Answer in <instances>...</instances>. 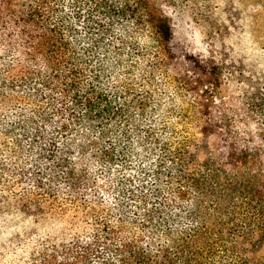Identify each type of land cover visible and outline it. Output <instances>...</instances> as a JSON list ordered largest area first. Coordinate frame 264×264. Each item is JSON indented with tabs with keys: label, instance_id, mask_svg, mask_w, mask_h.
I'll return each instance as SVG.
<instances>
[{
	"label": "trees",
	"instance_id": "1",
	"mask_svg": "<svg viewBox=\"0 0 264 264\" xmlns=\"http://www.w3.org/2000/svg\"><path fill=\"white\" fill-rule=\"evenodd\" d=\"M155 1L0 0V197L71 224L19 264H264V97L234 121Z\"/></svg>",
	"mask_w": 264,
	"mask_h": 264
},
{
	"label": "rangeland",
	"instance_id": "2",
	"mask_svg": "<svg viewBox=\"0 0 264 264\" xmlns=\"http://www.w3.org/2000/svg\"><path fill=\"white\" fill-rule=\"evenodd\" d=\"M155 3L159 14L170 21L172 40L169 44L174 58L183 60L185 55L190 54L195 59L213 61V77L219 84L214 83L211 87L221 109L235 110L231 115L232 119L236 118L234 121L241 118L240 114L235 116L239 112L250 119L247 115V97L251 95L258 97V100L264 97V0H157ZM146 32L144 42H158L151 31L148 32L149 36ZM164 56L160 54L163 60ZM155 60L153 55L146 59L149 63ZM98 66L106 70L99 60ZM190 66V63H185L188 72L193 74ZM159 72L164 75V71ZM103 80L106 81L107 77ZM152 92L157 95L155 89ZM180 92L189 95L185 90L180 89ZM132 96L129 98L132 99ZM188 98L191 99L190 95ZM248 113L255 116V120H261L257 112ZM82 123V140L98 142L102 129L98 127V121L85 117ZM123 125L119 117L111 120L107 143L104 142L106 145L111 142L116 145L123 143L120 135ZM251 125H254L253 120ZM131 135L132 140L139 142L140 137ZM24 214L15 202L0 197V264H19L21 258L22 262L27 260L26 248L30 240L39 234L61 235L68 231L63 225L70 223L64 219L52 220L56 223L52 228L50 220L37 223L35 220H41L39 217L31 218Z\"/></svg>",
	"mask_w": 264,
	"mask_h": 264
}]
</instances>
